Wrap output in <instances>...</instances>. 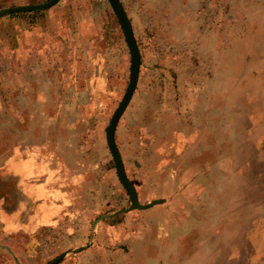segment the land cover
Returning a JSON list of instances; mask_svg holds the SVG:
<instances>
[{
    "label": "rangeland",
    "instance_id": "1",
    "mask_svg": "<svg viewBox=\"0 0 264 264\" xmlns=\"http://www.w3.org/2000/svg\"><path fill=\"white\" fill-rule=\"evenodd\" d=\"M48 1L0 0V11ZM61 1L70 2L71 19L68 51L63 55L86 59L78 71L58 67L56 77L46 57L39 61L50 76L32 74L38 66L33 56L38 52L31 47L36 27L31 22L17 23L18 16L0 17V21L10 20L0 24V161L16 151L12 176L0 181V194L7 193L0 204L8 214L0 238L48 225L40 223L42 215L47 217L44 212L40 216L34 208L38 186L48 180L65 193L61 199L69 205L70 215L56 228L43 229L39 241L28 243V250L38 254L14 261L9 251L6 256L0 253V264L19 260L53 264L60 257L56 264H181L175 243H166L160 227L150 226L154 221L146 216L149 208L127 210L129 196L106 144V128L130 75V54L119 22L107 0ZM120 2L132 27L140 67L135 91L114 132L115 145L141 205L160 199L177 201L180 193L179 202L189 205L191 201L183 203L185 188L211 185L217 189L230 176L232 163L223 171L218 162L195 163L191 156L173 159L169 153L175 152V145L170 150L169 144L174 128L182 121L191 126L194 117L206 133L208 90L214 88L215 77L231 71L238 76L246 73V68L236 70L239 51L245 57L264 51V0ZM36 12L40 11L25 14ZM37 41L48 40L41 36ZM193 91H199V96H192ZM250 99V108L256 110L259 102L254 94ZM193 105L199 106L195 114ZM263 143L261 139L259 151ZM36 162L43 166H30ZM214 164L216 169L210 170ZM44 167L53 170L49 173ZM221 196L216 194L217 203L230 194ZM107 215L113 216L99 220ZM32 222L37 223L29 227ZM248 229V242L240 243L239 264H264V219L253 220ZM17 245L22 242L16 240ZM229 249L231 243L222 245L223 256L231 253ZM204 262L199 259V264Z\"/></svg>",
    "mask_w": 264,
    "mask_h": 264
},
{
    "label": "crops",
    "instance_id": "2",
    "mask_svg": "<svg viewBox=\"0 0 264 264\" xmlns=\"http://www.w3.org/2000/svg\"><path fill=\"white\" fill-rule=\"evenodd\" d=\"M69 4V1L60 0L52 7L40 12L23 13L21 20L20 13L7 15L8 18L18 16L17 23L31 22L32 27H36L32 31L31 47L38 52L33 53V56L37 58V65L41 68L36 66L32 74L50 76L51 72L46 70L44 64L39 61L44 57L49 60L48 64L54 67L53 75L55 77L60 75L57 69L60 66L70 67L71 70L76 68L78 71V68L85 63L86 57L78 54L77 57L70 54L63 55L65 50L68 51L65 44L67 30L71 25ZM76 14L73 19L77 21L79 18ZM9 21H0V24ZM56 32L58 37L55 36ZM41 36L47 37V43L34 42L37 38L41 39ZM51 37L55 40L50 41ZM46 53L49 54L46 55ZM238 54L240 59L236 70L241 71L246 68V73L238 76L236 71L234 75L231 71L222 75L218 74L219 76L215 77L214 88L208 90L206 133L201 130L199 119L193 117L191 126L186 121L177 124L174 128L173 141L169 144L170 150L175 145V152L172 154L173 151H171L169 155H172L176 160H189V156H191V161L195 163L218 162L221 163L218 168H223V171H227L229 167L227 163H232L230 176L224 178L223 184L217 189L211 185L185 188L182 196L183 203L191 201L189 205L179 202L180 193L179 197L175 199L177 201L166 200L165 202L160 199L163 200V203L149 207L145 211L147 212L146 216L154 221L150 226L160 227L162 230V239L168 244L175 243L174 249L176 248L177 257L181 258V264H184L183 257L186 261L185 264H199L200 258L206 259L203 264H232L229 257L232 261L236 260L234 264H239L237 258H239L242 249L240 243L248 240L249 223L260 218L264 219V149L262 151L258 149L259 141L264 140V51L250 53L248 57L244 56L243 51H239ZM233 92L235 93L233 94ZM192 94V96H199V91H193ZM253 94L259 102L256 110L253 107L250 108L253 101L250 97ZM233 99H235L234 103ZM240 99L242 102H239ZM198 107L192 106V114L199 110ZM179 118L184 120L182 116ZM249 122L251 125H248ZM15 152L4 156L0 161V181L12 176L13 166L11 164H13ZM33 165L43 166L39 162L30 166ZM44 168L49 173L53 170ZM211 169H216L215 164ZM9 171L10 174L7 173ZM39 173L41 180H44L46 177V175L43 176L44 169H41ZM38 187L40 195L34 208L39 213L38 215H42L41 211L44 212L48 218L40 215L42 217L40 223L47 222L48 225L42 228L37 225L31 231H26L23 228L19 232L2 235L0 253H4L6 256L9 251L14 257V261L21 257L38 254L36 250L32 253L28 250V243L39 241L43 229L56 228L61 223V219L70 215L69 205H66L61 199L65 193L54 182L51 183L48 180ZM204 194H206V201L203 202ZM211 194H214V198L210 196ZM216 194L220 198L221 195L230 194V196L223 197L224 201L217 203ZM6 195L7 193L0 194V200L2 198L6 200ZM4 218L7 220L8 214L6 208L0 204V228ZM35 223L27 225L30 227ZM16 240L21 241L22 246L18 247L17 245L16 247ZM194 243L196 245H193ZM225 243H231L232 249H229L231 253L223 256L221 249ZM168 249H170V245ZM19 261L16 262L24 264Z\"/></svg>",
    "mask_w": 264,
    "mask_h": 264
},
{
    "label": "water",
    "instance_id": "3",
    "mask_svg": "<svg viewBox=\"0 0 264 264\" xmlns=\"http://www.w3.org/2000/svg\"><path fill=\"white\" fill-rule=\"evenodd\" d=\"M58 1H60V0H49L48 2H46L44 4L27 5V6L9 8V9L0 11V17L5 16V15H9V14H15V13H25V12H30V11L45 10V9L50 8L53 5H55ZM107 1L110 4L118 22H119V25L121 27V30H122V33H123V36L125 39V42L127 44L128 50H129V54H130V75H129L128 86L125 90V93H124L120 103L118 104L116 110L114 111V113H113V115L109 121V124L106 128L105 139H106L108 150L112 156V159H113V162L115 165V171H116L117 178L129 196L130 207L127 210L129 211V210H135V209H144V208L152 207L156 204H161V203H163V200H154V201H151L145 205H141L138 202L135 188L130 183V181L128 180V178L125 174L122 159L120 157V154H119L117 147L115 145V142H114V132H115L117 123H118L120 117L122 116V114L124 113L125 109L127 108L128 104L132 98V95L135 91V88H136L138 74H139V67H140V54H139V50H138V47H137V44H136V41H135V38L133 35L131 24L127 18V15H126L120 1L119 0H107ZM111 216H113V215L103 216L99 220L106 219V218H109ZM99 220H97V221H99ZM97 221L93 224V227L95 226ZM59 260H61V257L54 260L53 264L58 263Z\"/></svg>",
    "mask_w": 264,
    "mask_h": 264
}]
</instances>
